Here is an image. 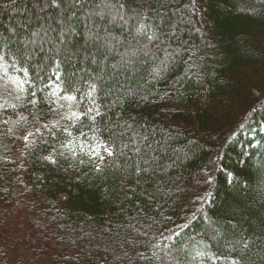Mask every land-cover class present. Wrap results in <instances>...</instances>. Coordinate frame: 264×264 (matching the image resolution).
<instances>
[{
    "label": "trees",
    "instance_id": "obj_1",
    "mask_svg": "<svg viewBox=\"0 0 264 264\" xmlns=\"http://www.w3.org/2000/svg\"><path fill=\"white\" fill-rule=\"evenodd\" d=\"M25 262L264 264V0H0V264Z\"/></svg>",
    "mask_w": 264,
    "mask_h": 264
},
{
    "label": "snow or ice",
    "instance_id": "obj_2",
    "mask_svg": "<svg viewBox=\"0 0 264 264\" xmlns=\"http://www.w3.org/2000/svg\"><path fill=\"white\" fill-rule=\"evenodd\" d=\"M70 99H74V97H69ZM89 111H91V109H89ZM97 115H99V113H97ZM104 152L106 153V155L108 156V157H112V156H114V151H113V149L112 148H110V147H105L104 148ZM99 159L101 160V161H104L105 160V157L103 156V155H100L99 156ZM83 163V162H82ZM103 167H104V165L103 164H101V165H98L97 167H96V171H102V169H103Z\"/></svg>",
    "mask_w": 264,
    "mask_h": 264
},
{
    "label": "rangeland",
    "instance_id": "obj_3",
    "mask_svg": "<svg viewBox=\"0 0 264 264\" xmlns=\"http://www.w3.org/2000/svg\"><path fill=\"white\" fill-rule=\"evenodd\" d=\"M9 233L11 235H14L15 236L16 235V226H11V228L9 229ZM24 264H31V263L25 262Z\"/></svg>",
    "mask_w": 264,
    "mask_h": 264
}]
</instances>
